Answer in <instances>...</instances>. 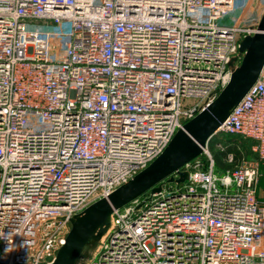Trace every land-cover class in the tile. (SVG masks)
I'll list each match as a JSON object with an SVG mask.
<instances>
[{"label":"built area","instance_id":"built-area-1","mask_svg":"<svg viewBox=\"0 0 264 264\" xmlns=\"http://www.w3.org/2000/svg\"><path fill=\"white\" fill-rule=\"evenodd\" d=\"M252 1L0 0V264H49L69 219L217 96L257 32ZM217 135L255 160L216 173ZM209 139L205 162L112 211L85 264H264V66Z\"/></svg>","mask_w":264,"mask_h":264},{"label":"water","instance_id":"water-1","mask_svg":"<svg viewBox=\"0 0 264 264\" xmlns=\"http://www.w3.org/2000/svg\"><path fill=\"white\" fill-rule=\"evenodd\" d=\"M238 52L241 60L232 67L227 84L203 110L174 133L155 159L106 197L97 199L69 219L70 229L64 243L49 264H75L82 248L106 230L114 209L147 190H158V182L202 153L209 137L255 83L264 66V9L257 32L240 40ZM186 178V172H179L177 181Z\"/></svg>","mask_w":264,"mask_h":264},{"label":"rangeland","instance_id":"rangeland-1","mask_svg":"<svg viewBox=\"0 0 264 264\" xmlns=\"http://www.w3.org/2000/svg\"><path fill=\"white\" fill-rule=\"evenodd\" d=\"M263 1L264 0H261L260 2H255V0H253L251 2V6L248 9V11H252V10L256 11V10H258L259 5L263 4L262 3ZM220 138H221V142L222 143L223 142L225 143L227 140H230L227 137H223V136H221ZM220 145H221V143H217L216 144V148H221ZM242 145H243V146H241V148H242V153H241L242 154V158L240 159V161L238 163L240 164L242 161H246V160L247 161L255 160L254 152L251 149V147L253 145L252 142H250L249 140L248 141L244 140ZM206 148H207V151H208V153L210 154V156L212 158L211 151L209 150V148L207 146H206ZM202 155H203L204 158H206V154L205 153H203ZM226 159H227V157L225 158V161H226ZM256 195H257V198H258V200L260 202L264 201V175L261 177L259 183L257 184ZM105 231L103 233H101L100 235H98L95 239L90 240L82 248V250H81V252H80L75 264H85V263H87L89 260H91L93 258L94 254H95V251H96V249H97V247L99 245V242L102 239Z\"/></svg>","mask_w":264,"mask_h":264},{"label":"trees","instance_id":"trees-1","mask_svg":"<svg viewBox=\"0 0 264 264\" xmlns=\"http://www.w3.org/2000/svg\"><path fill=\"white\" fill-rule=\"evenodd\" d=\"M221 136L223 137H227L230 140H227L225 143L221 142ZM240 140V141H239ZM245 139H242L238 136H234V135H217L214 136L212 138H210L207 142V147L209 148V150L211 151V155H212V160H213V170L216 173H221L224 170L232 167L234 164H237L240 159L242 158V148L241 146H243V141ZM248 141V140H247ZM217 143H221V148H216V144ZM241 143V144H240ZM232 153L234 156V160L233 163L228 164L225 161V158L227 156V154ZM255 155V153H254ZM198 158L202 159L205 162V158L203 157L202 154H200L199 156H197ZM256 158V155H255Z\"/></svg>","mask_w":264,"mask_h":264},{"label":"clouds","instance_id":"clouds-1","mask_svg":"<svg viewBox=\"0 0 264 264\" xmlns=\"http://www.w3.org/2000/svg\"><path fill=\"white\" fill-rule=\"evenodd\" d=\"M7 251H9V248H6V249H5V252H7Z\"/></svg>","mask_w":264,"mask_h":264}]
</instances>
